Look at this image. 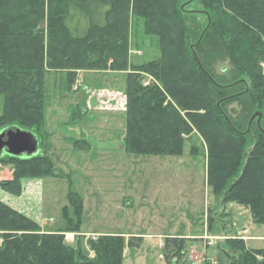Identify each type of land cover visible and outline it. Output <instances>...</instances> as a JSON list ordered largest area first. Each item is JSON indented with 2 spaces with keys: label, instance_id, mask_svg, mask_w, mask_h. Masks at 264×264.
Segmentation results:
<instances>
[{
  "label": "trees",
  "instance_id": "trees-1",
  "mask_svg": "<svg viewBox=\"0 0 264 264\" xmlns=\"http://www.w3.org/2000/svg\"><path fill=\"white\" fill-rule=\"evenodd\" d=\"M184 1L0 0V130L13 123L43 125L47 68H66L67 75L76 69L124 71V149L180 156L186 138L197 132L206 145L212 192L222 204L246 206L252 220L264 224V127L257 114L249 123L264 96V0H201L209 12L202 31L187 23L195 14L183 8ZM133 17L143 20L144 34L157 36L156 58L129 60ZM217 59H228L231 69L216 72ZM142 74L156 81L143 84ZM240 95L241 108L232 114L228 102ZM73 145L88 147L80 139ZM196 152L191 146L190 153ZM8 160L12 176L0 186L13 194L20 193L22 178L43 177L54 169L44 152L8 154ZM67 196L75 219L68 204L62 216L66 229L77 231L83 199L71 189ZM173 237L167 236V243ZM226 239L238 252L230 264H264V247L246 248L242 238ZM124 240L122 234L89 240L94 252L89 258L64 240L63 230L43 231L34 218L0 198V264H122Z\"/></svg>",
  "mask_w": 264,
  "mask_h": 264
},
{
  "label": "rangeland",
  "instance_id": "rangeland-1",
  "mask_svg": "<svg viewBox=\"0 0 264 264\" xmlns=\"http://www.w3.org/2000/svg\"><path fill=\"white\" fill-rule=\"evenodd\" d=\"M183 8L195 14L187 23L202 31L208 22L207 7L201 0H187ZM129 38L131 62L159 56L158 38L143 33L141 18L133 17ZM213 67L226 73L231 64L217 59ZM66 72V68L46 69L40 128L12 124L33 133V154L47 153L53 173L22 178L19 194L0 186L1 199L34 218L43 231L63 230L64 240L89 258L94 253L89 240L103 234L124 235L122 264H230L232 254L238 252L234 244L226 243L228 237L242 238L246 248L264 247V224L254 222L246 206L233 201L222 204L212 192L206 181V145L197 132L186 138L180 156L127 152L125 72L102 68ZM142 76L143 84L156 81L149 74ZM248 84L249 80L245 83L249 90ZM241 95L228 102L232 114L241 108ZM1 103L0 95V107ZM258 109L261 115L255 119L264 127V96L253 112ZM75 139L88 147L78 149ZM193 145L196 154L190 153ZM13 168L8 153L1 152L0 181L11 177ZM69 189L83 199L77 231L67 230L62 216V207L68 204L75 219ZM209 216L214 219L211 229ZM167 236L176 237L167 243ZM129 237L136 243L129 244Z\"/></svg>",
  "mask_w": 264,
  "mask_h": 264
},
{
  "label": "water",
  "instance_id": "water-1",
  "mask_svg": "<svg viewBox=\"0 0 264 264\" xmlns=\"http://www.w3.org/2000/svg\"><path fill=\"white\" fill-rule=\"evenodd\" d=\"M255 114L260 116V112L254 113L249 120L251 122ZM259 123V120H257ZM35 137L33 133L15 125L8 126L0 131V153L6 152L15 156H28L34 152Z\"/></svg>",
  "mask_w": 264,
  "mask_h": 264
},
{
  "label": "crops",
  "instance_id": "crops-1",
  "mask_svg": "<svg viewBox=\"0 0 264 264\" xmlns=\"http://www.w3.org/2000/svg\"><path fill=\"white\" fill-rule=\"evenodd\" d=\"M15 208V207H14ZM17 209V208H16ZM21 210V209H20ZM24 213V212H23ZM26 215H27V213H26ZM204 236V235H203ZM193 237V236H192ZM205 237V236H204Z\"/></svg>",
  "mask_w": 264,
  "mask_h": 264
}]
</instances>
